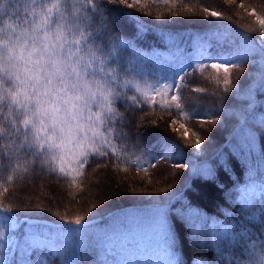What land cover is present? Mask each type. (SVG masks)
Here are the masks:
<instances>
[{"label":"trees","instance_id":"obj_1","mask_svg":"<svg viewBox=\"0 0 264 264\" xmlns=\"http://www.w3.org/2000/svg\"><path fill=\"white\" fill-rule=\"evenodd\" d=\"M96 2L99 8L92 13L94 19H105V31L118 45L120 61L115 63L114 55L108 65L117 69L121 81L131 78V71L124 69H130L137 56L163 59L179 48L180 54L188 57L197 36L211 46V54L227 55L239 43L242 31L255 40L260 28L257 16L264 18V0H139L131 9L115 0ZM51 3L14 0L9 7L16 9L15 15H0V37L11 41L22 36L24 28L42 33L44 29L35 28V24L42 14L41 5ZM204 8L231 19L209 22ZM252 9L256 15L251 14ZM61 11L50 14L53 23L47 26L49 30L55 27ZM139 25L144 31H139ZM213 32L220 35L212 36ZM169 36L174 43H169ZM96 42L107 46L106 40ZM213 62L225 61H188L193 66L182 73L179 110L145 105L128 84L126 95H138L140 103L133 104L124 97L113 102L115 134L127 137L115 143L127 145V149L119 158L110 151L105 157L93 154L79 178L83 182L80 188L70 186L69 179L58 172H49L47 165L35 164L24 172L25 157L8 160L9 151L15 152L18 144L0 135V205L12 209L5 212L0 207V226L5 232L0 240V264H108L114 256L99 247L91 235L80 246L61 248L44 233H40L42 242L33 245L27 239L28 230L55 233L61 226L72 227L60 216L71 219L76 215L91 217L104 228L118 213L144 212L152 206H162L167 212L172 232L169 243L179 264H230L229 257L231 264L237 260L244 264V241L231 242V236L249 230L253 239L264 240V59L257 51L241 65L243 71L231 69L230 78L236 87L229 91L223 84V69H212ZM199 63L208 67L201 70L195 66ZM146 67H154L150 59ZM0 79L7 87L15 84L2 69ZM91 107L94 112L100 110L98 103ZM6 112L0 106V125L10 127L4 119ZM216 117L219 119L212 123ZM242 118L251 135L250 144L243 147L238 136ZM197 137L202 142L200 149L194 147ZM162 155L165 158L158 159ZM176 163L189 167H173ZM204 164H208L209 175L202 173ZM253 215L257 218L249 219ZM3 217L14 219L16 227ZM225 227L228 238L218 241L216 237Z\"/></svg>","mask_w":264,"mask_h":264},{"label":"snow or ice","instance_id":"obj_2","mask_svg":"<svg viewBox=\"0 0 264 264\" xmlns=\"http://www.w3.org/2000/svg\"><path fill=\"white\" fill-rule=\"evenodd\" d=\"M13 2L14 0H0V15L9 12L15 15L16 9L9 7ZM115 2L131 9L139 0ZM98 8L96 0H52L50 6L41 5L42 14L35 28L44 31L37 33L24 28L21 30L22 36L8 41V74L14 78L15 84L7 87L6 82H0V106L7 109L4 119L10 126L0 125V135L6 139L13 138L14 143L18 144L15 152L9 151V162L25 157L24 172H28L29 166L35 164L47 165L49 172H58L69 179L70 186L77 188L82 187L83 182L79 178L84 176L85 167L93 154L105 157L110 151L119 158L127 149V145L118 146L115 143V140L127 137L115 134L114 99L124 97L137 104L140 103L139 95L145 105L158 104L164 109L179 110L181 97L178 92L181 88L180 81L184 79L182 73L186 67L193 66L188 63L189 60L223 59L224 63L213 62L210 67L217 71L223 69V84L225 91H229L236 87L230 78L231 69L243 71L241 65L248 63L257 51L264 59V18L257 16L260 25L257 38L253 40L242 31L239 43L227 55L211 54V46L197 36L194 51L188 57L180 54L179 48L175 50V54H169L163 59L157 55L150 58L137 56L130 69H124L125 72L131 71V78L121 81L117 69L108 65L109 59L117 55L118 45L112 42L113 36L105 31V19L101 17L99 22L94 19L92 13ZM60 9H63L60 19L49 30L47 26L53 23L49 19L50 14L53 10ZM65 12L68 16H65ZM203 12L209 22L231 19L222 12L208 8H204ZM251 14L256 15V9H252ZM139 31H144L143 25H139ZM211 35L218 37L220 33L213 32ZM97 40H106L107 46L97 43ZM168 40L169 43H174L171 36ZM149 59L153 68L146 67ZM2 60L3 57L0 56V61ZM119 61L120 57L117 55L115 63ZM195 66L201 70L208 67L204 63ZM128 84L135 88L138 95H126ZM94 103L99 104V111H93L91 106ZM218 119L216 117L212 123H216ZM176 123L173 121L174 125ZM187 135L185 128L184 136ZM238 136L241 147L250 144V131L243 118ZM201 143V139L197 137L194 147L200 149ZM181 155L182 152L177 153V158ZM164 158L162 155L158 159ZM173 167L188 168L189 165L176 163ZM4 211L11 212L12 209L7 206ZM55 214L60 216V213ZM166 216V210L159 206L146 210L143 214L122 212L110 217L104 228L98 227L91 221V217L86 219L83 215H76L69 219L67 216H60L61 220L72 227L61 226L55 233H48L47 229L37 231L30 228L27 239L37 245L42 242L40 233H44L51 236L52 242H58V247L72 248L82 245L85 238L91 235L99 247L114 256L108 264H179L171 251ZM256 218V215L249 217ZM3 219L11 227H16L14 219ZM228 234L229 229L225 227L219 231L216 239L223 241L228 238ZM4 237L5 232L0 226V240ZM240 241H244V252L255 264H264V255L261 254L264 240L253 239L250 231L244 230L231 236V242ZM2 247L3 244H0V248ZM220 251L222 252V248ZM229 261L231 264V257ZM236 264H240V261L237 260Z\"/></svg>","mask_w":264,"mask_h":264},{"label":"clouds","instance_id":"obj_3","mask_svg":"<svg viewBox=\"0 0 264 264\" xmlns=\"http://www.w3.org/2000/svg\"><path fill=\"white\" fill-rule=\"evenodd\" d=\"M0 45H2V49H0V56L3 57V60L0 61V69L8 72L9 67V47H8V39L7 37H0ZM0 82H5L3 79H0ZM261 254L264 255V248L261 249ZM244 264H255V261L248 256L244 258Z\"/></svg>","mask_w":264,"mask_h":264},{"label":"rangeland","instance_id":"obj_4","mask_svg":"<svg viewBox=\"0 0 264 264\" xmlns=\"http://www.w3.org/2000/svg\"><path fill=\"white\" fill-rule=\"evenodd\" d=\"M208 171H209L208 164H206V165L204 164L202 166V173H203V175H209V172ZM154 207H158V206H152V207L148 208L147 210L153 209ZM159 207H162V206H159ZM144 212L137 210V211H130L129 213H141V214H143ZM31 223H40V224H47V225L49 224V222H45V221H31ZM171 234H172V232L170 231V235Z\"/></svg>","mask_w":264,"mask_h":264}]
</instances>
